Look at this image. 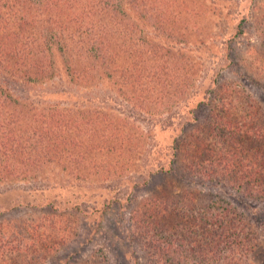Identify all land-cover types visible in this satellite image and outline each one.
I'll list each match as a JSON object with an SVG mask.
<instances>
[{"label":"trees","instance_id":"1","mask_svg":"<svg viewBox=\"0 0 264 264\" xmlns=\"http://www.w3.org/2000/svg\"><path fill=\"white\" fill-rule=\"evenodd\" d=\"M198 7L215 9L212 0H0V185L35 180L49 165L88 182L134 165L136 151L146 141L134 122L99 110L41 108L16 97L12 87L42 85L61 75L84 88L105 81L145 114L168 112L197 77L198 62L162 41L198 37L184 23L189 15L200 13ZM55 119L64 125L56 128ZM77 123L82 130H70ZM221 124L216 115L209 128L223 129ZM228 130L217 152L208 141L192 139L188 144L193 151L186 150L182 169L177 172L173 163L151 174L190 185L246 184L248 198L264 201V150L253 146L242 154L236 141L243 133L247 143L264 142V125ZM121 150L123 156H114L121 157V164L113 158L102 165L103 156ZM200 193L187 189L176 196L162 189L130 211L131 237L140 244L147 264H257L253 257L258 237L243 214L212 194L207 202H199ZM49 217H40L44 219L39 227L29 220L2 217L0 264H47L64 249L68 229L39 231ZM85 263L99 264L93 257Z\"/></svg>","mask_w":264,"mask_h":264},{"label":"rangeland","instance_id":"2","mask_svg":"<svg viewBox=\"0 0 264 264\" xmlns=\"http://www.w3.org/2000/svg\"><path fill=\"white\" fill-rule=\"evenodd\" d=\"M212 1L214 10L198 7L197 16L184 19L198 37H186L185 42L162 41L170 50L190 53L198 62L197 77L168 112L145 114L125 102L105 81L84 88L61 75L42 85L12 87L16 97L41 108L55 105L73 112L99 110L128 119L142 129L146 140L136 151L139 157L135 164L108 179L78 180L57 165H49L35 180L0 185V219L20 218L39 227L44 219L40 217L50 216L39 231L68 229V245L47 264H63L67 258V264H86L90 257L99 264H147L140 244L132 240L129 214L142 198L162 189L168 194L173 190L176 196L187 189L196 190L202 192L199 202H207L212 194L230 203L253 227L258 237L253 259L264 264V201L248 198L246 184L236 186L239 189L225 183L190 185L173 176L152 175L156 167L168 169L173 163L177 172L182 169L184 154H192L188 144L192 139L208 141L217 152L228 129L246 131L253 125H264V0ZM216 115L222 118L223 129L215 126L211 130L209 124ZM52 125L58 128L64 123L55 119ZM70 130H82V125L71 124ZM236 141L242 154L253 146L264 150L263 141L247 143L243 133H238ZM225 147L232 149V145ZM124 151L110 157L106 154L102 165L112 163L113 158L121 164V157L114 156H123Z\"/></svg>","mask_w":264,"mask_h":264}]
</instances>
